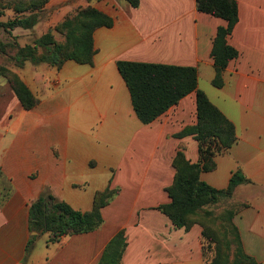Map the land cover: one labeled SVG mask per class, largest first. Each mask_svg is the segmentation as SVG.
I'll use <instances>...</instances> for the list:
<instances>
[{"label":"crops","instance_id":"1","mask_svg":"<svg viewBox=\"0 0 264 264\" xmlns=\"http://www.w3.org/2000/svg\"><path fill=\"white\" fill-rule=\"evenodd\" d=\"M239 20L228 43L238 51L213 84L212 54L220 27L228 22L197 7L196 0H50L33 28L44 31L68 12L92 6L113 19L94 32L91 63L66 60L14 70L40 100L22 107L11 85L0 78V187L11 191L0 200V264H98L110 241L125 231L121 264H206L203 227L174 226L159 207L171 201L174 159L183 151L199 160V142L186 128L197 123L192 92L149 124L137 116L118 62L131 61L195 67L198 87L234 122L237 141L215 156L216 168L201 179L215 188L230 184L241 170L251 181L236 187L232 202L243 203L235 215L243 247L264 264V0H237ZM29 111L25 127L13 117ZM13 135L10 145L4 138ZM119 192L102 210V225L88 233L37 241L24 263L32 232L30 205L45 192L75 209L93 208L96 192Z\"/></svg>","mask_w":264,"mask_h":264},{"label":"trees","instance_id":"2","mask_svg":"<svg viewBox=\"0 0 264 264\" xmlns=\"http://www.w3.org/2000/svg\"><path fill=\"white\" fill-rule=\"evenodd\" d=\"M49 0H29L14 3L17 15L7 22L0 21L5 30L22 27L33 29L41 19V13ZM134 7L140 0H128ZM200 11L221 17L228 22L220 27L214 40L213 57L216 77L213 84H224L223 72L238 51L228 43L239 20L237 0H196ZM28 11V14L25 12ZM1 13V12H0ZM113 19L92 6L77 9L55 28L37 38L33 44L16 45L14 59L19 65L26 61L48 63L61 67L66 60L91 63L96 52L94 32L98 27L111 26ZM54 30L64 38L58 40ZM12 44L0 42V54L8 52ZM118 67L132 96V103L138 118L149 124L165 113L182 98L196 92L197 123L186 128L184 133L195 134L199 142V160L190 161L183 151H178L174 166L175 179L167 191L171 201L159 209L166 214L174 226L190 229L195 224L203 227L204 255L206 264H260L246 253L240 231L234 219L239 209L227 208L221 215L209 209L224 199H231L236 187L251 181L241 170L233 173L227 188L219 189L201 179L202 171L216 168L215 156L227 151L237 141L236 126L224 112L215 105L207 93L198 87V71L195 67H184L157 63L119 61ZM0 76L7 79L22 107L33 109L40 100L15 71L0 66ZM1 174V172H0ZM119 192L118 188L108 186L96 192L93 208L88 211L75 209L66 201L58 200L52 193L45 192L30 205L29 226L32 234L26 246L24 263L41 234L48 233L47 242H56L62 236L88 233L98 229L103 221L102 210ZM1 200V192H0ZM243 204L241 207H244ZM211 223V224H209ZM125 231H120L108 244L98 264H121L127 248Z\"/></svg>","mask_w":264,"mask_h":264},{"label":"rangeland","instance_id":"3","mask_svg":"<svg viewBox=\"0 0 264 264\" xmlns=\"http://www.w3.org/2000/svg\"><path fill=\"white\" fill-rule=\"evenodd\" d=\"M16 1H18V0H0V12H1L0 13V21L7 22L17 15L15 8H14V3H16ZM22 1L24 3L23 6H27L29 4V0H22ZM46 6H47V4L45 5L43 11H44L45 17H46V15L48 16L47 20L50 19L52 15H54L55 19H58L61 16L60 13L58 12V10H56L55 8H46ZM76 10H72V11L68 12L66 14L65 18L67 16L73 14L74 12H76ZM25 13L28 14V11ZM63 20L59 21L54 26L50 27L44 33L49 31L50 29L55 28ZM42 29H45V28H40L38 30H36V29L35 30L24 29L22 27H15L14 29H9V30H5L4 28H0V42L5 43V44H12L10 47H8V52L6 54H4V55L0 54V66H4V67L9 68L13 71H15L13 68L14 65H16L18 67L23 66V65L20 66L18 63H16V60L13 57L15 54V51H16V45H14V43H18L21 46H25L27 44H33L34 41L42 35L41 32L44 31ZM54 33H55V36L58 40H62L64 38L62 33L58 32L57 30H54ZM33 64H36V63H33ZM0 78L5 80L6 82H8L6 78H4L2 76H0ZM18 115L20 116L19 117L20 119H21V116L23 115L21 122H20V128L25 127L27 124V121L30 117V112L24 111V110L18 108L17 110H15L13 112V117H18ZM1 137L2 136H0V138ZM11 139H13V135H10L9 137L4 138L7 145H10ZM10 189H11V185L9 183L4 188L0 187L1 197L4 194H6L7 192H10L11 191ZM242 205H243V203H241V202L235 203V202H232L231 199H224L216 205L209 206V209L213 210L215 212V215H221L224 212V210L227 208L240 209ZM209 224H211V223H209ZM30 232H33V231L30 230ZM47 236H49L48 233L41 234L38 237L37 242L39 244H44Z\"/></svg>","mask_w":264,"mask_h":264},{"label":"water","instance_id":"4","mask_svg":"<svg viewBox=\"0 0 264 264\" xmlns=\"http://www.w3.org/2000/svg\"><path fill=\"white\" fill-rule=\"evenodd\" d=\"M32 234H37V232L36 231H33Z\"/></svg>","mask_w":264,"mask_h":264}]
</instances>
